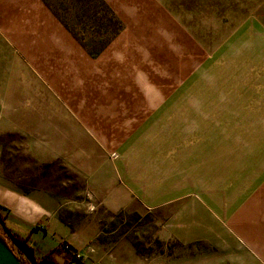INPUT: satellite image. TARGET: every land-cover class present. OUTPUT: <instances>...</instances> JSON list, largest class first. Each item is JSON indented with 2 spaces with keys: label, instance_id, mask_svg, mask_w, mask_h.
<instances>
[{
  "label": "rangeland",
  "instance_id": "374dc122",
  "mask_svg": "<svg viewBox=\"0 0 264 264\" xmlns=\"http://www.w3.org/2000/svg\"><path fill=\"white\" fill-rule=\"evenodd\" d=\"M46 1L0 14V177L59 216L35 256L264 264V0Z\"/></svg>",
  "mask_w": 264,
  "mask_h": 264
},
{
  "label": "crops",
  "instance_id": "0c3cea01",
  "mask_svg": "<svg viewBox=\"0 0 264 264\" xmlns=\"http://www.w3.org/2000/svg\"><path fill=\"white\" fill-rule=\"evenodd\" d=\"M31 4L33 5V9L30 7ZM20 11H31L38 15L42 14L52 23L54 22L52 13L42 0H0V14L2 12L6 13L7 23L11 21L14 24L15 21L19 20L16 16H13V13ZM58 30L60 29L58 28ZM60 31L62 34L65 33L63 29ZM0 209L7 216L5 221L6 226L19 235H22L20 229L24 227L33 228L38 223L44 221H49L50 224L52 223V226L58 225L56 219L59 220V216L54 208V201L49 202L46 199L45 193L41 194L39 191H35L31 194H25L22 190H18L13 184L6 182L1 177ZM46 234L50 236L48 231Z\"/></svg>",
  "mask_w": 264,
  "mask_h": 264
},
{
  "label": "trees",
  "instance_id": "16d2710c",
  "mask_svg": "<svg viewBox=\"0 0 264 264\" xmlns=\"http://www.w3.org/2000/svg\"><path fill=\"white\" fill-rule=\"evenodd\" d=\"M43 2L47 5V7L51 10V5L46 1V0H43ZM102 4V3H101ZM104 7V6H103ZM106 8V7H105ZM52 11V10H51ZM106 11V9H105ZM107 11H108V8H107ZM106 11V12H107ZM110 11V10H109ZM55 13V12H54ZM57 15V14H56ZM58 16V15H57ZM109 19L107 20L111 26H113V21H114V18H113V15L111 12H109ZM61 20V19H60ZM62 21V20H61ZM63 23V21H62ZM64 24L65 21H64ZM67 26V24H66ZM118 31V30H117ZM116 30H113V33L116 34L118 33ZM79 41V40H78ZM79 43L81 44V47L85 50H87L90 54L92 55H97L98 54V51H91L89 50L85 45L84 43L80 40ZM6 215L3 214V212L1 211L0 209V218L5 222L6 221ZM40 224L41 223H38L36 226H34L32 228V232H34L35 230H41L40 228ZM9 230L13 233V235L15 236V238L19 241V243L25 248V250L27 251V253L35 260L36 264H58V262L56 261V258H54V255L61 252L60 251V247H57L55 249H53L50 253L44 255L43 257L41 258H37L35 256V248L34 246H32L30 243H29V236L27 237H23L21 235H19L18 233L12 231L10 228ZM63 249L65 250V258H64V264H85L82 262V258L81 257H78V253L77 251L70 245L68 244L66 241L64 242L63 244ZM62 249V250H63Z\"/></svg>",
  "mask_w": 264,
  "mask_h": 264
},
{
  "label": "water",
  "instance_id": "95a60500",
  "mask_svg": "<svg viewBox=\"0 0 264 264\" xmlns=\"http://www.w3.org/2000/svg\"><path fill=\"white\" fill-rule=\"evenodd\" d=\"M0 229L6 235L14 248V250H12L0 236V264H24V259L29 264H36L35 260L27 253L25 248L19 243L1 218Z\"/></svg>",
  "mask_w": 264,
  "mask_h": 264
},
{
  "label": "flooded vegetation",
  "instance_id": "af4514ba",
  "mask_svg": "<svg viewBox=\"0 0 264 264\" xmlns=\"http://www.w3.org/2000/svg\"><path fill=\"white\" fill-rule=\"evenodd\" d=\"M10 247H11L12 250H14L13 246H10ZM24 264H29V263L24 259Z\"/></svg>",
  "mask_w": 264,
  "mask_h": 264
},
{
  "label": "built area",
  "instance_id": "2783aa9c",
  "mask_svg": "<svg viewBox=\"0 0 264 264\" xmlns=\"http://www.w3.org/2000/svg\"><path fill=\"white\" fill-rule=\"evenodd\" d=\"M78 257H81V255L78 254Z\"/></svg>",
  "mask_w": 264,
  "mask_h": 264
}]
</instances>
